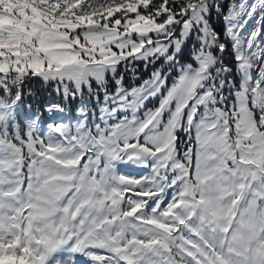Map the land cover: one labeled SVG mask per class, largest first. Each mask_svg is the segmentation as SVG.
<instances>
[{
  "label": "snow or ice",
  "instance_id": "6c2138e0",
  "mask_svg": "<svg viewBox=\"0 0 264 264\" xmlns=\"http://www.w3.org/2000/svg\"><path fill=\"white\" fill-rule=\"evenodd\" d=\"M138 61L178 72L170 86L161 67L126 88L120 69ZM33 79L61 98L45 105L50 116L79 100L74 123L21 126ZM128 163L150 174L116 171ZM77 254L264 264V0L227 13L222 0H0V264H75Z\"/></svg>",
  "mask_w": 264,
  "mask_h": 264
},
{
  "label": "rangeland",
  "instance_id": "374dc122",
  "mask_svg": "<svg viewBox=\"0 0 264 264\" xmlns=\"http://www.w3.org/2000/svg\"><path fill=\"white\" fill-rule=\"evenodd\" d=\"M241 2H244V3L248 4V5H252V4L256 3V0H222L224 12L227 13L228 8L231 7L232 4H234V3L235 4H239ZM218 19H219L218 16L213 14V17L211 18L210 21H213L214 23H216ZM258 20H259V15H255L252 19L249 20L246 28L249 27L250 28L249 31L250 32L253 31L254 30V26L257 27L256 24H257ZM222 25H223V28H224L223 18H222ZM252 27H253V29H252ZM244 29H245V27H244ZM219 32L221 33V35H223L222 30L221 31L219 30ZM244 35H247V33L244 32ZM224 56H226L227 59L230 58L229 54H226ZM191 58H192V45L190 43L188 45V47L185 48L182 56L180 57V63L183 64V63L190 62ZM143 65H144L143 66V70L149 68V66H155V69L164 67L161 64V62H159V61L156 64L148 65L147 67H145L144 62H143ZM229 65L231 66L230 63H229ZM138 68H139V66L135 64L134 66H129L127 69L122 67L120 69V72L126 79L134 80V79H137L139 77V73L138 74L136 73ZM164 70L166 72H168V74L171 77V79L168 82V84L170 86L172 84V82H173V79L177 75L178 69L173 70V69H168V68L164 67ZM112 82L115 83V81L114 80L112 81V79L110 78L109 83H112ZM27 95H28V92H25L24 96H27ZM54 102H58V101L57 100L48 101L47 103H45L43 105L42 108L38 107L40 104L39 105L37 104L35 108H32V107H29L28 105H23V103H22L20 105V107L18 108V120L21 122V126L23 127L24 122H26L29 118H34V117H38L39 118L42 132H46L47 131V127H46L47 124L52 122L53 119H55V117H56V119H55L56 121L64 120L65 122H67L68 120H71L74 123L75 119H76V117L78 115V110L80 108L79 100L69 103L67 105V111L65 113H63V114H57L55 117L50 116L47 112L44 111V107H45L46 104L54 103ZM103 104H104V97H103V93H101L100 94L99 103H97V101L94 100V99L90 101V115L92 113H95L96 117H98L99 113H100V108L103 106ZM41 110H43L44 113H41ZM181 136L183 137V133H181ZM116 171L119 174H124L126 176L135 177V178H140V177H142L144 175L150 174V170L149 169L143 168V167H140V166H136V165H133L131 163L118 164L117 167H116ZM58 255L67 258L68 254L67 253H60ZM74 261H75V264H92V261L88 257L82 256V255H79V254L75 255Z\"/></svg>",
  "mask_w": 264,
  "mask_h": 264
},
{
  "label": "trees",
  "instance_id": "16d2710c",
  "mask_svg": "<svg viewBox=\"0 0 264 264\" xmlns=\"http://www.w3.org/2000/svg\"><path fill=\"white\" fill-rule=\"evenodd\" d=\"M212 17H213V15H212ZM218 18L219 19L217 20L216 23H214L213 21H210V23L218 32H219V30L220 31L222 30V32H223L224 28L222 25V17H218ZM226 54H229L230 58L227 59V57L224 56V61L226 63L228 62L227 64L230 63L232 65L233 64V58H232L231 52L229 51ZM135 64L139 66V68L136 71L137 74L139 73V79L138 80H136V79L135 80H129V79H126L124 77V85H126V86L137 84L140 82V80L148 78L151 75V72L155 69V66H149V68L143 70L144 65H143L142 61H138ZM120 74H121V72H120ZM109 80H110V78H109ZM108 88H109L110 93L114 92L116 89L115 83L114 82L109 83ZM25 92H28V95L24 96L23 105H28L29 107H32V108H35L37 104L38 105L40 104L38 107L42 108L45 103H47L48 101H51V100L60 101V97L51 88H45L42 85V83L39 81V79H33L31 81H28L25 85L24 95H25ZM41 113H44V111L41 110Z\"/></svg>",
  "mask_w": 264,
  "mask_h": 264
},
{
  "label": "crops",
  "instance_id": "0c3cea01",
  "mask_svg": "<svg viewBox=\"0 0 264 264\" xmlns=\"http://www.w3.org/2000/svg\"><path fill=\"white\" fill-rule=\"evenodd\" d=\"M155 70H156V69H154L153 71H155ZM153 71L151 72V75H152ZM166 73L168 74V72H166ZM151 75H150L148 78L143 79L142 81H140L139 84H137V85H133V86H125V87H126V88L139 87L141 84H143V82H144L145 80L150 79V78H151ZM168 77H169V74H168ZM168 79H169V78H168ZM114 92H115V91H114ZM114 92H113V93H114ZM158 99H159V97H155V98H151L149 101H147V102L145 103L144 108L140 109V111L137 113V115L140 116L141 118H143L144 113H145L148 109H154L155 107L158 106V104H159V100H158ZM157 100H158V101H157ZM121 115H123V113H122Z\"/></svg>",
  "mask_w": 264,
  "mask_h": 264
},
{
  "label": "bare ground",
  "instance_id": "6f19581e",
  "mask_svg": "<svg viewBox=\"0 0 264 264\" xmlns=\"http://www.w3.org/2000/svg\"><path fill=\"white\" fill-rule=\"evenodd\" d=\"M256 25H257V24H256ZM246 26H247V25H245L244 32L247 33V35H248V34L251 33L252 31L250 32V31H249L250 28H249V27L246 28ZM255 28H256V27L254 26V29H255ZM252 29H253V27H252Z\"/></svg>",
  "mask_w": 264,
  "mask_h": 264
}]
</instances>
